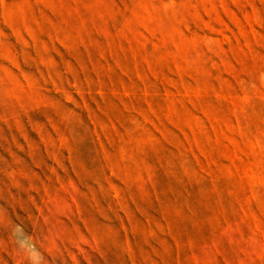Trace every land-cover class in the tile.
<instances>
[{"label":"rangeland","instance_id":"rangeland-1","mask_svg":"<svg viewBox=\"0 0 264 264\" xmlns=\"http://www.w3.org/2000/svg\"><path fill=\"white\" fill-rule=\"evenodd\" d=\"M0 264H264V0H0Z\"/></svg>","mask_w":264,"mask_h":264}]
</instances>
